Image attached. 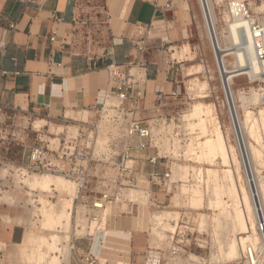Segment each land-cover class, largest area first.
Masks as SVG:
<instances>
[{"label":"rangeland","instance_id":"rangeland-1","mask_svg":"<svg viewBox=\"0 0 264 264\" xmlns=\"http://www.w3.org/2000/svg\"><path fill=\"white\" fill-rule=\"evenodd\" d=\"M231 1L213 0V12L218 32L221 33V44L227 50L232 48L227 23ZM241 1L249 3L257 14L264 12V0ZM194 12L189 45L180 50L182 55H179V59L182 63L176 70L177 86L181 89L182 96L161 114L171 124V130H177L173 142H165L161 146L167 151V161L172 166L175 185L169 195L159 196L160 208L150 206V196H144L135 190L124 191L117 201L107 205L105 211L95 213L98 218L93 221L88 219L90 211L74 202L75 192H40L30 188L27 185L30 177L49 176L72 182L59 174L27 172L29 164L24 157L25 147L32 150L49 145L51 150H56L59 139L68 135L77 136L83 122L91 121L92 115L73 114L66 122L50 124L26 118L16 110L0 111V235L13 226H20L25 232L23 240L16 245L1 240L0 264H74L73 260H77V242H84L86 238L101 232L106 235V241L103 254L98 257L99 264H132L131 242L122 240L125 237L121 235V244L114 243L108 234L110 220H116L120 215L132 222L139 235L140 244L158 254L159 264L235 263L227 261L223 255L230 235L226 237L220 229V226H226V214L236 210V206L227 197L231 186L226 184L224 189L220 186L217 190L214 189L216 183L224 180L227 170L237 172L234 156L232 168H227L230 164L224 163L221 157H213V161L210 160L212 157L207 158L199 145L207 138L216 140V133L209 124L208 130L199 126L197 117L190 120L184 118L196 103L211 105L229 147H234L235 159L241 161L234 143L228 99L199 0H194ZM233 20L235 18L231 15L230 21ZM225 60L229 70L236 66L233 55ZM258 86L257 77L235 78L231 88L236 94L234 99L231 98V103L238 112L247 148L253 146L262 151L245 126L248 113L249 117L258 119L259 111H264V106L253 104V98L259 97ZM203 95L206 96L205 99L198 98ZM188 125L191 126L186 127ZM191 148L194 149L191 151ZM250 156L253 158V167L257 170L256 180L263 181L264 152L259 159L253 153ZM239 172L241 178L236 174L239 189H248L244 168ZM196 191L200 193L201 200L194 204L190 199ZM63 203H71L72 206L69 224L64 220L53 221L52 216L45 217V211ZM157 212L169 214L160 220L152 219ZM257 238V243H260L258 234ZM247 245L254 246L252 243L242 246L240 257ZM173 251H176V255H172ZM117 255H121V259H116Z\"/></svg>","mask_w":264,"mask_h":264},{"label":"crops","instance_id":"crops-1","mask_svg":"<svg viewBox=\"0 0 264 264\" xmlns=\"http://www.w3.org/2000/svg\"><path fill=\"white\" fill-rule=\"evenodd\" d=\"M194 15V0H0V107L50 124L73 114L92 119L93 110L114 101L107 99L106 70L113 54L133 81L141 117L158 116L157 95L171 105L172 94L182 96L176 70ZM25 149L28 162L31 148ZM108 231L114 243L121 235L131 242L132 264L158 260L128 219L110 220ZM24 236L13 226L0 242L16 245ZM105 241L102 232L78 241L74 264L86 254L100 257Z\"/></svg>","mask_w":264,"mask_h":264},{"label":"built area","instance_id":"built-area-1","mask_svg":"<svg viewBox=\"0 0 264 264\" xmlns=\"http://www.w3.org/2000/svg\"><path fill=\"white\" fill-rule=\"evenodd\" d=\"M229 9L246 26L249 45L260 68L257 91L260 105L264 106V12H253L247 2H231ZM106 59L111 89L107 99H114L115 102L93 110L91 121L83 122L77 136L68 135L59 139L56 150H51L49 145L33 148L26 169L37 174H59L70 180L75 185L74 202L87 208L90 211L88 219L93 221L98 218L95 213L105 211L107 205L117 201L124 191L135 190L150 196V206L160 208L159 196L169 195L175 185L167 151L161 147L165 142H173L177 130H171V124L161 115L171 106L168 100L171 98L157 95L155 101L160 110L159 115L142 118L139 100L130 93L133 89L131 77L116 62L113 54ZM171 97L176 101L181 96L174 93ZM227 104L234 143L239 150L249 190L253 194L249 179V174L252 175V160L243 140L236 107L233 103L231 107L229 102ZM257 234L261 246L247 245L234 264H264L262 214L257 215ZM172 255H176V251ZM79 264H98V258L86 254L80 257Z\"/></svg>","mask_w":264,"mask_h":264},{"label":"bare ground","instance_id":"bare-ground-1","mask_svg":"<svg viewBox=\"0 0 264 264\" xmlns=\"http://www.w3.org/2000/svg\"><path fill=\"white\" fill-rule=\"evenodd\" d=\"M199 2L204 15L208 36L211 41L210 43L213 47L212 50H214V57L220 71L223 88L231 107V98L234 99V95L236 94V91H233V89L231 88L232 81L235 78L241 76H249L251 79H256V77H258V75L260 74L259 64L254 60L253 52L249 45V39L245 29L246 26L244 25V23L236 19L231 14V11L229 9L230 15L227 17V23L230 34L229 40L232 44V48L227 50L221 44V33L218 32L213 12V0H199ZM231 2L244 1L232 0ZM231 15L233 18H235V20L230 21ZM231 55L235 57L236 66L233 69L229 70L225 58ZM198 98L205 99L206 96L203 95L199 96ZM253 104L256 106H259L261 104L259 97L253 98ZM248 114L246 116L245 126L248 129V133L250 134V136L255 138L256 142H258L262 150L258 151L255 147L250 146V149L248 148V153L249 155L253 153L254 157L256 159H259L262 157V152H264V111H259L258 119L249 117ZM196 117L199 118V126H202L204 130H208L209 124L212 130L217 135L216 140L207 138L203 143H201V145H199L202 147V153L204 155L206 154L207 158L209 157V159L210 157H212L210 159L212 161L213 157L223 158L224 163L230 164L227 168H232V157L234 156V164H236L237 172L233 170H227L226 175L224 176V180L221 183H216L214 185V189L216 188L215 190H217L219 186L221 187V189H224L226 184L231 186L229 191L227 192V197L236 206V210L234 212H229L226 214V226H219L222 233L226 235V237L230 235L228 238V242L225 245V249L223 250V255L227 261L230 260L236 262L240 259L241 248L246 243H252L255 247L261 246L259 243H257L259 240L257 238V215L261 216L262 214L264 216V179L263 181L256 180L255 177L257 174V170L253 167L252 164V175L249 174V179L253 194L250 192V190H248L249 186L247 187L248 189H246V187H242V190H240L236 182V174H238V178H241L239 171L243 168V166H241L242 163L241 161L235 159L234 147H229L227 139L222 131L221 123L213 114V108L211 107V105L204 104L203 102H200L198 104L196 103V105L192 107L190 112L184 118L190 120L191 118ZM190 126L191 125H188L186 127ZM193 149L194 148H191L190 150L192 151ZM251 160L253 161V158H251ZM227 161L229 162L227 163ZM27 185L30 188L40 192L58 191L65 192V194L66 192L68 194H73L75 192V188L73 187L74 185L72 183L66 182L61 178H53L49 176L30 177L27 180ZM192 196L193 197H191L190 201L194 204L201 200L200 193L198 191H196ZM45 207L47 209V206ZM71 207V203H63L60 206H53L50 209L48 208L49 210L45 211L44 215L47 218L52 216V219H54L53 221L64 220L67 221V224H69L71 216L70 210L72 209ZM168 214L169 213H166L164 215V213L157 212L152 219L160 220L164 217H167ZM151 262L152 264L158 263L157 261H155V258L152 259Z\"/></svg>","mask_w":264,"mask_h":264}]
</instances>
